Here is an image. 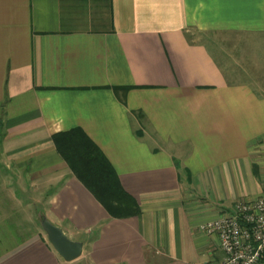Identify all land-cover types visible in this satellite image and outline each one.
Listing matches in <instances>:
<instances>
[{"label": "crops", "instance_id": "crops-1", "mask_svg": "<svg viewBox=\"0 0 264 264\" xmlns=\"http://www.w3.org/2000/svg\"><path fill=\"white\" fill-rule=\"evenodd\" d=\"M82 129L137 202L112 218L56 152ZM264 193V0H0V264L222 257L199 225ZM4 243V244H2Z\"/></svg>", "mask_w": 264, "mask_h": 264}, {"label": "trees", "instance_id": "trees-1", "mask_svg": "<svg viewBox=\"0 0 264 264\" xmlns=\"http://www.w3.org/2000/svg\"><path fill=\"white\" fill-rule=\"evenodd\" d=\"M52 143L75 178L112 218L140 213L137 202L121 187L111 163L82 129L59 131L52 135Z\"/></svg>", "mask_w": 264, "mask_h": 264}, {"label": "built area", "instance_id": "built-area-1", "mask_svg": "<svg viewBox=\"0 0 264 264\" xmlns=\"http://www.w3.org/2000/svg\"><path fill=\"white\" fill-rule=\"evenodd\" d=\"M216 236L222 257L197 264H264V193L255 199H238L231 211L199 225Z\"/></svg>", "mask_w": 264, "mask_h": 264}, {"label": "water", "instance_id": "water-1", "mask_svg": "<svg viewBox=\"0 0 264 264\" xmlns=\"http://www.w3.org/2000/svg\"><path fill=\"white\" fill-rule=\"evenodd\" d=\"M40 226L46 233L49 243L62 259L72 262L80 257L83 250L82 242L71 240L59 226L54 225L44 216L40 217Z\"/></svg>", "mask_w": 264, "mask_h": 264}, {"label": "rangeland", "instance_id": "rangeland-1", "mask_svg": "<svg viewBox=\"0 0 264 264\" xmlns=\"http://www.w3.org/2000/svg\"><path fill=\"white\" fill-rule=\"evenodd\" d=\"M36 221H37V225L39 226V224H40V217L39 216L36 217ZM2 244H4V243H2ZM75 261H76L75 264L78 263L77 259Z\"/></svg>", "mask_w": 264, "mask_h": 264}]
</instances>
